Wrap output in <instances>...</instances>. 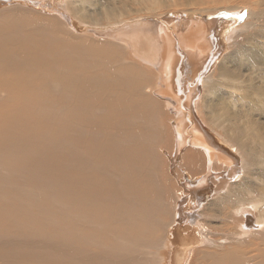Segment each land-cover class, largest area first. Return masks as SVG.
<instances>
[{
    "label": "bare ground",
    "instance_id": "1",
    "mask_svg": "<svg viewBox=\"0 0 264 264\" xmlns=\"http://www.w3.org/2000/svg\"><path fill=\"white\" fill-rule=\"evenodd\" d=\"M0 90V264H264V0H0Z\"/></svg>",
    "mask_w": 264,
    "mask_h": 264
},
{
    "label": "rangeland",
    "instance_id": "2",
    "mask_svg": "<svg viewBox=\"0 0 264 264\" xmlns=\"http://www.w3.org/2000/svg\"><path fill=\"white\" fill-rule=\"evenodd\" d=\"M62 4H64V3H62ZM63 8L65 9L66 8V6L64 5L63 6ZM34 28H37L36 26H33V27H31V29L33 30ZM124 65H128V62L127 63H124ZM132 65V64H131ZM46 79H47V83L50 81V80H52L49 76H46L45 77ZM45 78L43 79V80H38L40 83H42V84H44L45 85ZM50 79V80H49ZM56 81H58V80H56ZM62 86V85H61ZM0 91H3L4 92V94H2V95H0V99H2V98H4L5 97V95H6V93H5V91L4 90H0ZM38 98H39V95L37 96ZM38 109V108H37ZM190 213L188 212V215H189ZM185 217H187V216H185ZM184 217V218H185ZM183 221H184V219H183ZM185 222V221H184ZM195 231H196V229H195Z\"/></svg>",
    "mask_w": 264,
    "mask_h": 264
},
{
    "label": "water",
    "instance_id": "3",
    "mask_svg": "<svg viewBox=\"0 0 264 264\" xmlns=\"http://www.w3.org/2000/svg\"><path fill=\"white\" fill-rule=\"evenodd\" d=\"M180 251L184 252L185 250H184V249L181 250L180 248H176V247H175V248H174V253H173V255H174V254H177V255H178L179 253H181Z\"/></svg>",
    "mask_w": 264,
    "mask_h": 264
},
{
    "label": "snow or ice",
    "instance_id": "4",
    "mask_svg": "<svg viewBox=\"0 0 264 264\" xmlns=\"http://www.w3.org/2000/svg\"><path fill=\"white\" fill-rule=\"evenodd\" d=\"M241 18H243V14L241 15Z\"/></svg>",
    "mask_w": 264,
    "mask_h": 264
}]
</instances>
